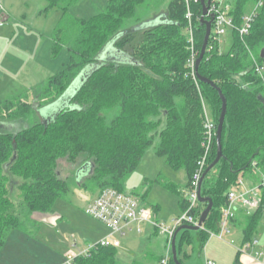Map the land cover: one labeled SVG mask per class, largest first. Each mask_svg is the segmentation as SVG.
I'll return each mask as SVG.
<instances>
[{"label":"trees","instance_id":"16d2710c","mask_svg":"<svg viewBox=\"0 0 264 264\" xmlns=\"http://www.w3.org/2000/svg\"><path fill=\"white\" fill-rule=\"evenodd\" d=\"M78 1L46 0V12L60 9L64 13L53 36L52 56L66 50L68 64L38 86L0 102V253L13 232H28L33 214L51 212L57 200L72 192L73 186L61 179L60 160L82 159L77 171L86 165L92 169L76 182L83 191L97 196L108 188L128 193L127 182L154 147L156 137L160 142L155 155L186 174L182 186L163 184L179 196V215L186 212L189 203L182 197L183 190L190 187L204 153L205 104L214 123H219L222 101L218 90L199 80L196 83L187 67L191 52L184 0H172L163 22L143 29L128 27L127 22L135 18L138 6L151 0H111L105 11L90 20L68 15ZM258 2L231 0L235 26L231 46L222 52L210 39L198 69L200 76L222 90L227 113L223 158L206 176L201 190L203 198L212 199L213 209L203 229L179 233L176 245L181 264L191 257L184 246L194 245L195 234L204 250L210 234L220 233L222 209L241 175L251 176L261 186L256 212L233 219L242 222L245 241L258 235L264 216V71L256 72V65L264 69V3L250 33L239 34L244 16ZM193 12L195 48L200 55L206 32L200 22L201 0L193 4ZM114 39L108 58L102 60L100 55ZM78 79L79 87L67 96ZM63 98H67L66 106L53 119L41 121L39 111ZM20 122L29 124L14 130ZM3 126L12 129L4 131ZM216 156L215 141L207 168ZM17 178L21 179L15 185L21 190L26 220L17 214L10 196L11 182ZM129 194L143 202L147 198L138 192ZM206 207L199 203L193 212L196 220ZM153 231L160 235L159 229ZM166 250L165 246V252L154 253L148 263L162 264ZM74 264L123 263L118 260L117 247L99 246L76 257ZM169 264H175L172 253Z\"/></svg>","mask_w":264,"mask_h":264},{"label":"rangeland","instance_id":"374dc122","mask_svg":"<svg viewBox=\"0 0 264 264\" xmlns=\"http://www.w3.org/2000/svg\"><path fill=\"white\" fill-rule=\"evenodd\" d=\"M110 1L79 0L69 9L68 15L90 20L105 11ZM171 1L151 0L147 5L144 3L138 6L135 20H129L127 26L136 25L141 28L144 23L147 25L149 21L157 23V21L163 20L161 15L168 12ZM47 6L46 0H2V9L5 7L12 17L1 28L12 24L11 27L5 29L6 32H9L8 36L0 37V102L38 86L60 72L69 62V54L66 50H63L55 58L52 56L53 36L64 13L60 9H51L46 12ZM253 9L254 7L250 8L248 13H251ZM140 37V34L137 35L138 39ZM224 51L222 49V52ZM28 101L32 102L33 97H30ZM61 106L57 103L43 108L41 110L42 117L46 120L53 118L62 109ZM205 110L208 117L212 119L210 109L206 104ZM28 124V122H20L16 124L14 130L24 128ZM4 131H8V129ZM159 142V138L156 137L154 147L146 153L126 186L128 193L138 192L146 195L147 204H159L164 212L162 217L168 224H171V220L180 211V199L177 194L164 187L163 184L174 182L182 186L186 181V174L184 171H175L164 158L155 155ZM81 160L72 162L65 158L59 161L58 169L61 179L73 186L72 192L66 198L57 200L51 212L33 214L30 217L33 219L31 223L37 222V224L30 223L28 232H13L0 253V264H67L69 256H78L88 250L90 246L99 243L97 242L98 238L108 228L85 214L89 193L77 188L76 182L87 176L89 168L85 167L81 171H77L78 163ZM247 178H251V176ZM261 179L262 177L259 178V180ZM19 180L21 179L12 180L10 196L17 207V214L21 216V219H25L28 214L23 211L21 190L16 186ZM253 182L257 185L258 181ZM176 205L178 210L175 208ZM241 212H243L240 213L242 215H249L246 210H241ZM134 229L127 236L120 237L123 238V245L131 249L132 252L140 247L144 236ZM259 233L263 234L264 239V216ZM195 238L193 246H184V252L189 256L192 254L191 260L187 259L186 264H205L207 251L200 254V242L196 234ZM167 239V236L160 234L156 241V253L157 249L160 253L165 250V246L167 249L169 248L165 242ZM224 239L228 243L231 242L228 236H225ZM235 240L234 242L238 244Z\"/></svg>","mask_w":264,"mask_h":264},{"label":"built area","instance_id":"2783aa9c","mask_svg":"<svg viewBox=\"0 0 264 264\" xmlns=\"http://www.w3.org/2000/svg\"><path fill=\"white\" fill-rule=\"evenodd\" d=\"M186 4V20L187 37L190 44L191 56L188 61L187 67L190 70V74L193 79L198 82L196 77V62L199 53L195 48V31H194V12L193 4H197L199 0H184ZM264 0H259L258 4L254 6L251 13H247L243 18V24L239 29L241 37H245L250 33L252 25L257 17L258 10L263 6ZM233 6L230 0H211L209 13L214 15V22L212 26V32L210 39L213 42H217L221 46L226 45V37L231 31L235 30L234 20L232 16ZM2 0H0V27L4 24L2 20ZM201 19V18H200ZM264 69L256 65V72L262 74ZM217 138V125L206 114L205 119V142L203 144L204 153L198 162L197 169L193 175L191 185L189 188L183 190V198L189 203V208L186 212L176 216L172 219L171 224H166L156 219L154 210L147 207L142 200L129 193H120L115 189L108 188L100 192V194L85 207V214L96 221H99L105 225L110 231V236L99 242L96 245L90 246L88 250L80 253L79 255L87 254L90 250L99 246L103 247H119L120 242L116 241L115 235L125 237L129 232L133 231L136 227L138 233L142 232V226H150L159 229L160 234H164L168 237L169 248L165 258L162 260V264H169L171 250V241L175 234V231L184 225L197 226L198 220L193 215L194 210L198 208L199 197L198 188L203 174L205 173L212 147ZM258 171V170H257ZM255 172V174L259 173ZM261 199V186L250 185L246 181L244 176H240L236 184L232 187L228 194L227 205L222 209V218L220 222V233L210 234L211 238H217L224 240V237L229 234L230 227L233 219L236 218L240 210H246L250 215L260 207ZM231 244L235 246L232 241ZM259 246V241L253 239L246 243L242 247H237L240 253L246 254L249 248ZM78 255V256H79ZM258 256H261L264 262V247L262 251L257 252ZM76 255L68 257L67 264H74ZM206 264H217L213 260H206Z\"/></svg>","mask_w":264,"mask_h":264},{"label":"crops","instance_id":"0c3cea01","mask_svg":"<svg viewBox=\"0 0 264 264\" xmlns=\"http://www.w3.org/2000/svg\"><path fill=\"white\" fill-rule=\"evenodd\" d=\"M11 13H9L5 7L3 8V12H2V20L4 21V23L6 24L7 22H9L11 20ZM10 23L8 25V27L4 26V27H0V37L1 36H8L9 32H6L7 28L11 27ZM232 43V35L231 33H229L226 37V45L222 46V49L224 52H226L229 47L231 46ZM246 181L248 182V184L250 185H254L253 184V180L252 178H247L246 177ZM174 183V182H172ZM175 184V183H174ZM184 184V183H183ZM85 193H89L84 191ZM89 199L87 200V204L86 206L91 203L93 200H95V198L97 197L96 194H92L89 193ZM145 202H143L147 207H150L154 210V213L156 215V219L159 221H162L164 223L166 222V219H164L162 216L163 215V209L162 207L157 204V205H152V204H147V198L146 200H144ZM85 206V207H86ZM175 208L178 210L177 205L175 206ZM180 208V205H179ZM243 211V210H242ZM243 213L241 212V210L238 212L237 216H242ZM179 212L175 215L178 216ZM172 221V220H171ZM242 222H232V225L230 227V232L228 235V239H231V242L234 240L238 242V244H236L235 242V246H233L230 243L226 242L225 239L224 240H220L217 238H211L209 239V241L207 242V245L205 246V250H201V243H200V254L202 255L204 253V251H207L205 254V264H206V260H213L215 261L217 264H264L263 259L261 256L257 255V252L262 251V248L264 247V239H263V234L258 232V235H256L253 239H257L259 241V246L254 247V248H249L246 251V254L240 253L237 247H242L243 245H245L246 243L250 242V241H245L244 239V234L242 231ZM142 232L140 234H144V236L142 237V243L140 245V247L132 252L131 249H128L126 246L123 245V238H120L121 236L119 235H115L113 239H115L116 241L120 242V246L117 247L118 248V260L123 263V264H133L135 261H140V262H144L146 264H149L148 262L150 261L149 259L152 258V256L154 255V253H156V241L159 238L160 235H156L153 231V227L150 226H142ZM136 230V229H134ZM137 231V230H136ZM110 236V231L107 229L105 232H103L101 234V236L98 238L97 242H101L105 239H107ZM127 236V235H126ZM166 242V241H165ZM200 242V241H199ZM159 251V249H157ZM157 251V253H158ZM167 251V250H166ZM165 252V250H164ZM161 253V252H160ZM192 258V254L189 260H191ZM151 263V262H150Z\"/></svg>","mask_w":264,"mask_h":264},{"label":"water","instance_id":"95a60500","mask_svg":"<svg viewBox=\"0 0 264 264\" xmlns=\"http://www.w3.org/2000/svg\"><path fill=\"white\" fill-rule=\"evenodd\" d=\"M210 3H211V0H201L202 16H201L200 22H201L202 25H204L206 27V32H205L203 46H202L200 55H199V57L197 59V62H196L195 71H196V77H197V79L200 82L208 84V85H211L213 88L218 90L220 98H221V101H222V112H221V115H220V118H219V123H218V126H217V138H216L217 156H216V159L213 161V163L206 169L205 173L202 176L200 184H199V188H198L199 202L201 204H207V207L202 212V214L200 216V219H199V222H198V225L197 226H189V225L181 226L175 231V234H174V236L172 238L171 250H172L173 261L175 262V264H181L179 262V260H178L177 245H176L177 237H178L179 233L182 232L183 230L198 232L201 229H203L204 223L207 221V219L209 217V214L211 213V211L213 209V201H212V199L203 198L202 194H201V190H202V185H203V182H204L206 176L219 164V162L223 158L222 132H223V126H224L225 117H226V113H227V100H226V97L224 96L222 90L220 88H218L214 82H212L209 79H206V78L200 76V74L198 73L199 66H200L201 62L203 61V59L205 57V54H206V51H207L208 43H209V40H210V37H211V32H212V26H213V22H214V15L209 13ZM161 17L163 18L164 15H161ZM161 22H163V20L157 21V23L155 21H149L148 24H147L148 26L144 23L141 26V28H138V29H143V28L152 26L154 24H159ZM116 40L117 39H114L111 42V44L105 49V51L102 52V54L100 55L102 60L108 58V53H109L108 51H109V49L111 47H113V44H114V42ZM261 56L264 59V48L262 49ZM80 83H81V79H78V81H76L74 83L73 87L70 89L69 93H67V96L73 95L74 94L73 92L79 87ZM57 103L61 104L62 105L61 107L63 109L66 106V104H67V98H63V99L59 100L58 102H56L55 104H57ZM62 109H60V110H62ZM41 110L39 111V116H40L41 121H43V122L53 119L58 114L57 113L53 118L46 120V119H44L42 117ZM0 129H2V126H0ZM3 129L4 130H6V129L11 130L12 128L11 127L10 128H5L3 126ZM85 167L89 168L88 173H87V175H89L91 173L92 169L90 170V167L87 166V165L84 166L83 168H85ZM83 168H81L80 171Z\"/></svg>","mask_w":264,"mask_h":264}]
</instances>
